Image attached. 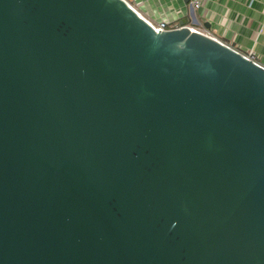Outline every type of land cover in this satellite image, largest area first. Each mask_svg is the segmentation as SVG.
<instances>
[{"label": "water", "instance_id": "95a60500", "mask_svg": "<svg viewBox=\"0 0 264 264\" xmlns=\"http://www.w3.org/2000/svg\"><path fill=\"white\" fill-rule=\"evenodd\" d=\"M199 31L0 0V264H264V67Z\"/></svg>", "mask_w": 264, "mask_h": 264}, {"label": "crops", "instance_id": "0c3cea01", "mask_svg": "<svg viewBox=\"0 0 264 264\" xmlns=\"http://www.w3.org/2000/svg\"><path fill=\"white\" fill-rule=\"evenodd\" d=\"M136 10L154 24L163 20L171 26L185 23L233 43L242 52L252 50L264 65V0H201L198 8L191 0H141Z\"/></svg>", "mask_w": 264, "mask_h": 264}, {"label": "built area", "instance_id": "2783aa9c", "mask_svg": "<svg viewBox=\"0 0 264 264\" xmlns=\"http://www.w3.org/2000/svg\"><path fill=\"white\" fill-rule=\"evenodd\" d=\"M130 6H132L135 10L138 6V3L141 1V0H125ZM191 4L194 8H198L200 7L201 5V0H191ZM137 11V10H136ZM138 12V11H137ZM157 27H159L160 29L162 30H166V29H173V28H176L178 26H171L169 24V22L167 20H163V21H160L159 23L155 24ZM188 26V25H187ZM188 27H192V26H188ZM193 28H196V27H193ZM197 29V28H196ZM200 30V29H199ZM200 33H204L202 31H199ZM204 34H207L206 32ZM243 55L244 57H246L247 59H250L252 61H254L256 64L260 65L261 67H264L263 64H261L255 57L253 51H247V52H243Z\"/></svg>", "mask_w": 264, "mask_h": 264}]
</instances>
